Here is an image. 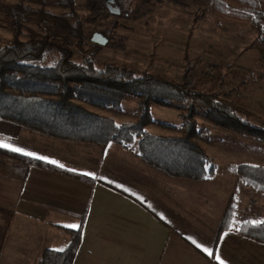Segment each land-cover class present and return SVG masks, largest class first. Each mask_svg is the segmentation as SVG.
<instances>
[{"label":"crops","instance_id":"1","mask_svg":"<svg viewBox=\"0 0 264 264\" xmlns=\"http://www.w3.org/2000/svg\"><path fill=\"white\" fill-rule=\"evenodd\" d=\"M0 144L43 164L0 154V264H38L80 228L73 264H219L216 256L264 264L263 243L233 228L218 238L230 193L216 191V178H172L119 145L61 140L4 120Z\"/></svg>","mask_w":264,"mask_h":264},{"label":"trees","instance_id":"2","mask_svg":"<svg viewBox=\"0 0 264 264\" xmlns=\"http://www.w3.org/2000/svg\"><path fill=\"white\" fill-rule=\"evenodd\" d=\"M39 2L33 11L26 2ZM227 0H210L216 14L228 12ZM235 4L234 15L249 17L264 36V0H228ZM48 5L68 11L55 15ZM9 19L14 21L13 40L0 47V120L35 130L46 136L106 147L116 144L136 154L152 168L172 178L196 182L210 181L217 167L199 143L198 110L212 124L264 143V118L217 94L197 92L186 85L166 80L147 71L138 73L116 66L98 68L93 60L95 46L86 50V33L76 11L75 0H18L16 5L0 1ZM35 13L43 33L29 31L22 40L23 23ZM74 48L82 63L74 61ZM51 60V63H48ZM130 98L138 100L131 121L118 123L92 110H120ZM154 105L179 106L182 124L159 122L161 128L178 131L175 135H155L147 131L155 121ZM0 154L15 160L43 164L22 155L0 149ZM240 182L264 194V167L241 164L233 168ZM235 216L230 202L220 228H229ZM238 231L264 244V221L244 222ZM70 242L64 250L45 249L38 264H73L82 239V229L68 231Z\"/></svg>","mask_w":264,"mask_h":264},{"label":"rangeland","instance_id":"3","mask_svg":"<svg viewBox=\"0 0 264 264\" xmlns=\"http://www.w3.org/2000/svg\"><path fill=\"white\" fill-rule=\"evenodd\" d=\"M0 1L7 5L18 3ZM75 1L86 33L85 49L100 47L93 57L98 68L116 66L138 73L147 71L193 91L217 94L264 118V36L252 18L231 13L237 9L233 2L227 0L229 11L219 15L210 0H118L122 13L117 15L109 11L105 0ZM26 5L34 12L42 7L35 1ZM45 10L55 15L68 11L53 5ZM23 24L22 40L28 39L30 30L43 33L35 13H30ZM14 27V21L0 10V47L12 42ZM96 33L107 39L105 45L92 42ZM74 61H83L76 48ZM196 107L199 143L217 167L216 191L230 193V197H224L226 210L230 202L235 208L229 228L240 233L238 226L242 223L264 221V194L241 183L232 170L241 164L264 167V143L212 124L206 120L203 107ZM137 109L135 98L125 100L120 110L92 108L118 123L131 121ZM182 113L183 109L176 105H154L155 123L147 131L155 135L178 134L158 123L180 126ZM226 177L233 183H226Z\"/></svg>","mask_w":264,"mask_h":264},{"label":"water","instance_id":"4","mask_svg":"<svg viewBox=\"0 0 264 264\" xmlns=\"http://www.w3.org/2000/svg\"><path fill=\"white\" fill-rule=\"evenodd\" d=\"M105 2L111 13L117 14V15L121 14L120 9H117L113 6V3L115 2V0H105ZM92 42L98 45H105L107 43V39L104 38L102 34L96 33L94 34L92 38Z\"/></svg>","mask_w":264,"mask_h":264},{"label":"snow or ice","instance_id":"5","mask_svg":"<svg viewBox=\"0 0 264 264\" xmlns=\"http://www.w3.org/2000/svg\"><path fill=\"white\" fill-rule=\"evenodd\" d=\"M5 145L0 144V147H4ZM13 151H20L19 149H13ZM25 155H31L30 153H25ZM39 158V157H38ZM52 163H55L54 161H50ZM61 167H63L62 165H60ZM84 175H90V173H84ZM71 227H77V226H71ZM195 243V241H194ZM197 247H201L199 244H197ZM203 251H205L209 256L213 255L212 251L209 249H202ZM216 259L219 261V264H224V262L220 259L219 256H216Z\"/></svg>","mask_w":264,"mask_h":264},{"label":"flooded vegetation","instance_id":"6","mask_svg":"<svg viewBox=\"0 0 264 264\" xmlns=\"http://www.w3.org/2000/svg\"><path fill=\"white\" fill-rule=\"evenodd\" d=\"M113 6L117 9H120V12L122 13L121 4L119 3L118 0H115V2L113 3Z\"/></svg>","mask_w":264,"mask_h":264},{"label":"built area","instance_id":"7","mask_svg":"<svg viewBox=\"0 0 264 264\" xmlns=\"http://www.w3.org/2000/svg\"><path fill=\"white\" fill-rule=\"evenodd\" d=\"M264 39V38H263Z\"/></svg>","mask_w":264,"mask_h":264}]
</instances>
